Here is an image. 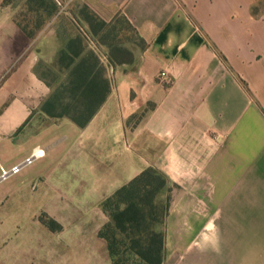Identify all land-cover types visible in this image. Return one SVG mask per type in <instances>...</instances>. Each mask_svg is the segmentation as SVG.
<instances>
[{
  "label": "crops",
  "instance_id": "0c3cea01",
  "mask_svg": "<svg viewBox=\"0 0 264 264\" xmlns=\"http://www.w3.org/2000/svg\"><path fill=\"white\" fill-rule=\"evenodd\" d=\"M2 1L0 154L15 153L11 168L37 151L57 165L31 188L62 239L94 235L111 260L101 205L154 167L180 191L164 264H264V0H65L124 16L146 42L132 65L108 67L110 95L84 128L40 111L51 89L36 68L64 47L59 17L31 39Z\"/></svg>",
  "mask_w": 264,
  "mask_h": 264
},
{
  "label": "trees",
  "instance_id": "16d2710c",
  "mask_svg": "<svg viewBox=\"0 0 264 264\" xmlns=\"http://www.w3.org/2000/svg\"><path fill=\"white\" fill-rule=\"evenodd\" d=\"M25 1L27 12L35 14V25L31 28L20 15L15 22L26 36L34 39L46 22L60 16V7L56 0ZM10 2L5 0V4ZM23 16L27 18V14ZM70 18L76 30L62 34L64 47L55 62L40 63L36 68L38 76L51 89L40 111L50 119H68L84 128L110 95L108 67L132 65L136 49H145L146 42L124 16L106 22L87 5H81L77 11H71ZM124 33H133L131 47L122 42ZM101 48L106 49L105 54ZM98 50L107 57L108 65ZM170 186L167 176L151 167L103 203L110 222L100 231V238L107 244L112 264L122 254L134 256L143 264H164Z\"/></svg>",
  "mask_w": 264,
  "mask_h": 264
},
{
  "label": "rangeland",
  "instance_id": "374dc122",
  "mask_svg": "<svg viewBox=\"0 0 264 264\" xmlns=\"http://www.w3.org/2000/svg\"><path fill=\"white\" fill-rule=\"evenodd\" d=\"M56 1L60 7V16L55 26L63 35L74 32L76 28L71 21L70 13L77 11L79 6L65 5V0ZM25 2V0H11V4H5L3 0L1 6L14 9L16 16L20 15L22 21L27 19L26 22L33 28L35 14L27 12ZM26 14L27 18H24L23 15ZM47 24L48 22L43 29ZM131 38L133 33H124L121 39L126 46L131 47L133 43ZM47 160L37 159L33 164L23 168L19 174L0 182V264H109V262L112 264V260L104 255V242L94 235L86 239L80 237L79 243H67L62 239L64 227L52 216V213L45 211L49 207V197L44 195L42 190L34 193L31 188L35 174L47 175L57 166ZM15 161V153L11 152L5 159L0 154V163L7 170ZM179 195V189L171 184L170 210L166 223L174 200ZM101 210L100 222L105 223L102 230L110 222V216L104 210L103 204ZM97 226V222L91 224L88 230L93 232L97 230ZM116 264L143 263L134 256L122 254L116 259Z\"/></svg>",
  "mask_w": 264,
  "mask_h": 264
},
{
  "label": "built area",
  "instance_id": "2783aa9c",
  "mask_svg": "<svg viewBox=\"0 0 264 264\" xmlns=\"http://www.w3.org/2000/svg\"><path fill=\"white\" fill-rule=\"evenodd\" d=\"M166 77H167V74L162 72L160 75V78L166 79ZM39 155L40 153H33V155L29 157L28 159H26L23 163L16 165L9 170L1 168L0 182L6 181L10 177L19 174L23 170V168H25L28 165L33 164L35 160L39 159L40 158Z\"/></svg>",
  "mask_w": 264,
  "mask_h": 264
},
{
  "label": "bare ground",
  "instance_id": "6f19581e",
  "mask_svg": "<svg viewBox=\"0 0 264 264\" xmlns=\"http://www.w3.org/2000/svg\"><path fill=\"white\" fill-rule=\"evenodd\" d=\"M36 153H40L41 156L39 155V157H43L45 152L44 151H37Z\"/></svg>",
  "mask_w": 264,
  "mask_h": 264
}]
</instances>
